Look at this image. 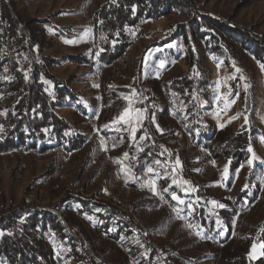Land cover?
<instances>
[{"label":"trees","instance_id":"trees-1","mask_svg":"<svg viewBox=\"0 0 264 264\" xmlns=\"http://www.w3.org/2000/svg\"><path fill=\"white\" fill-rule=\"evenodd\" d=\"M171 14L186 18L165 31L167 43L177 41L179 49L173 55L183 58L185 66L173 76L156 80L151 88L142 89L141 56L135 67L124 74L121 71L125 79L114 83L112 68H117L120 61L122 65L126 62L129 49L145 38L148 24ZM22 19L16 2L0 0V29L10 32L18 49L34 56L45 20ZM93 43L99 53L102 78L97 127L107 141V151L89 144L88 134L56 112L64 93L50 67L59 65L58 60L39 57L31 74L13 66L14 78L5 87L6 99L0 106V153L18 155L19 159L32 154L35 161L40 160L43 168L32 178L28 191L36 190V196L43 198L46 194L40 190H49L47 198L52 200L65 187V159L73 156L79 168L73 172L72 182L90 193L70 191L48 208L26 198L4 205L0 211V264H97V248L105 251L112 264H146L143 247L129 228L78 215L82 209L99 208L102 202L92 193L98 189L103 169L106 164L109 169L121 166V162L124 170L119 168L120 176L128 182L131 175L150 167L159 186L165 188L168 208L159 201L148 207L157 213L150 217L151 229L156 239L178 246V264H264V164L253 157L260 138L264 139V130L252 124L235 131L213 120L211 75L204 63L207 57L219 58L229 71H234V59L242 60L244 54H249L264 66V34L233 17L204 14L194 0H105L94 14ZM74 58L82 60L83 56ZM247 70L242 67L237 71L230 86L237 89L236 81ZM244 80L248 83L250 77ZM128 84L139 91L143 113L132 127L136 129L134 134L122 123L106 125L119 118L127 106V101H119L117 87ZM52 93H58L55 100ZM256 97L254 90H243L244 111L254 123L259 122L253 117ZM167 143L178 146L186 163L201 158L226 164L230 175L243 168V174L237 183L231 177L199 183L198 200L190 213L187 206H179L172 199V193L184 197L186 182L174 173L175 166L159 160V155L167 151ZM112 174L113 170L106 173L108 177ZM105 194L102 191L101 195ZM73 198L80 202L78 206L71 204ZM176 206L182 208L181 212ZM178 221L180 224L174 228ZM80 231L85 240L80 238Z\"/></svg>","mask_w":264,"mask_h":264},{"label":"rangeland","instance_id":"rangeland-1","mask_svg":"<svg viewBox=\"0 0 264 264\" xmlns=\"http://www.w3.org/2000/svg\"><path fill=\"white\" fill-rule=\"evenodd\" d=\"M6 1L16 2V6L21 11L22 20H30L33 18L45 20L43 22V35L35 47V55L31 57L37 62L41 56L53 57L59 61V65L55 63L50 67L51 73L62 84H59V86L61 85V94L64 93L62 102L56 106V112L65 117L77 130L88 134L90 138L89 144H93L95 148L96 145L101 146L102 150L107 151V141L102 137L97 127V118L100 111L98 106L99 88L102 78L99 68V53L93 43L94 14L105 0ZM194 1L196 7L204 14L217 18L233 17L238 23L252 26L258 33L264 34V0ZM185 20L186 18L183 16L171 14L168 17L149 23L147 33L144 35L145 38L139 39L129 49L125 60L126 62L123 64L124 66L121 64V61L117 64L120 68V73L117 74L118 67L112 68L115 74V78L113 79L114 83H121L119 81L125 79V77L121 76V71L124 74L135 67L141 56H144L141 75L142 89L147 87L151 88L154 86L156 80L165 78L166 76H173L183 68L185 66V60L183 58L177 59L173 55V52L179 49L177 41L173 40L167 43L165 31L167 32ZM80 55L83 56L82 60L74 58V56ZM88 60L90 63H88ZM234 60L236 63L234 61L232 63L237 70L229 71V68L219 58L207 57L205 59L204 63L211 75L213 89L210 114L213 120L220 126H227L235 131L247 129L252 124H255L258 129L263 131L264 66L253 55L249 54H244L242 60L237 57ZM161 62H163V66H161ZM239 62H241L242 66ZM168 64L172 65L166 72L165 69L168 67ZM238 66L241 67L239 68ZM242 67L248 70L246 74L241 75V79L236 81L238 87L236 86L237 89H234V85L231 87L230 84L235 78L237 71L242 70ZM245 77H250L248 83H245ZM53 86L51 84L52 92ZM245 88H249V91L254 90L256 92L257 104L253 105L252 108L255 111L253 117L259 120L258 123L251 122L249 120V113L244 111L243 90ZM117 92L119 94V101H127V106L119 118L110 120L106 125L110 127L112 123H122L126 126V129H129V127L132 128L143 118V113H141L142 111L140 109V100L138 98L139 91L136 86L128 84L124 87L118 86ZM57 94L52 93L51 98L55 100ZM136 100L139 102L138 104ZM122 116L124 119H121ZM166 150L172 151L180 162L179 164L176 163L173 171L186 182V189H184V197L179 198L184 203H180L178 200L176 201L179 206L180 204L187 206L186 208H189L188 212L192 211V206L198 200L196 192L199 188V183L202 184L205 181L217 182L221 178L223 179L221 181H227L228 177H231L234 183H237L244 171L243 168H240L233 175H230L226 164H215L201 158L186 163L178 146L167 143ZM254 153L253 157L258 158L264 164L263 138H260V142L256 146ZM35 159L32 154H28L22 159H19L18 155L0 153V211L4 205H8L14 201L18 202L22 198L37 202L43 207L48 208L50 203L58 201L70 191L77 194L90 193L82 191L81 186L76 187L72 182L73 172H76L79 168V163L72 156L65 159V170L62 175L63 185L65 187L61 191V194L52 200L47 198L49 190H40V193L46 194V196L43 198L37 197L36 190L28 191L32 178L43 168L42 162L40 160L35 161ZM108 167V164H106L103 169V174L97 182L99 191L98 189L94 190L93 193L91 192L92 195L99 201L110 202L112 200L107 196L110 193H115L125 203L135 204L137 211L139 210L140 212L138 213L141 217L143 216V219L145 218L144 221L147 220V224L149 223L148 225L152 228L153 224L150 217H155L157 213L155 209L152 210L148 207H153L159 201L168 208L169 202L163 194L165 188L159 186L156 176L147 170L131 175L128 182L120 176L119 168H121V171L124 170V164L122 162L121 166L114 168L112 166L111 169ZM226 169L227 171H225ZM111 170L114 171L115 175L112 174L113 176L108 177L106 173ZM118 175L120 178L117 177ZM103 179L104 183H99ZM224 186L223 182L222 187L224 188ZM104 187L107 188V191ZM102 191L107 196L101 195ZM177 206L175 207L176 210L181 212L180 210L182 208ZM178 222H176L174 228L178 227L180 221ZM80 238L82 240L86 239L81 236ZM156 240L159 242L161 239ZM166 242L168 241L163 243L167 245L169 242ZM175 248L178 249V246ZM94 253L96 256L99 253H103L105 257L107 256L102 248H97ZM106 259L109 260L108 257ZM108 262L112 264L110 260Z\"/></svg>","mask_w":264,"mask_h":264},{"label":"bare ground","instance_id":"bare-ground-1","mask_svg":"<svg viewBox=\"0 0 264 264\" xmlns=\"http://www.w3.org/2000/svg\"><path fill=\"white\" fill-rule=\"evenodd\" d=\"M19 50L21 51L23 56H29L28 52L25 49H19ZM7 52L9 54H16V44H8L7 45ZM7 66L9 67L10 70H12L11 80L14 78L13 72L16 70V68H17V70L19 69L23 73H26V71H27V69H24V64L22 63L19 55H3V60H0V67H7ZM13 66L15 67V70L13 69L14 68ZM7 85H8L7 80H0V89H3V93L0 95V106L5 102V99H6L5 87ZM159 160H160V162L164 163L160 158H159ZM172 160H173V163L176 164L177 158L174 155V153H172ZM104 196H107V194ZM107 197H109L112 201H110V202H102L101 201L102 203L100 204L98 209L94 208V209L88 210L85 208L84 210L82 209V211H84V213L88 214V217H94L95 219H97L96 221H98V222L101 219L108 220V218H113V221L115 223L124 225L126 228H129V230L132 231L135 238L141 244V234H140V231L138 229V226L136 225V223L134 221L138 222L141 227H144L145 237L147 238V240H150V242L153 244L154 249H156V250H167V248H170L171 257H174V259H176L175 256L177 254V249L173 246L168 245V244L165 245L163 242H162L163 243L162 244V243H160V241L158 242L155 239V236L153 234V230L147 224V221L146 220H145L146 222L144 221L145 218L143 219L142 218L143 216L141 217V215L139 214L140 212H139V210L137 211L135 204L133 205L132 203H130V204L125 203V201L123 199H121L120 196L115 195V193L114 194L110 193ZM105 199H107V198H105ZM79 203L80 202L78 201L77 198H73L71 201V204L73 206H78ZM103 203H105L106 206H103ZM129 205H133V209H131V206H129ZM108 206H114V207H117L118 209H120V212L124 215V217L118 216V209L117 208L108 207ZM82 211H80V212H82ZM79 235L82 238H85L83 232L80 231ZM142 247H143V245H142ZM101 252H103V251H101ZM101 256H102V261H106V264H110L108 262L109 260L106 259L107 256L105 257V255L103 253H99L97 255V257H98L97 259H100ZM144 256L146 257L145 252H144ZM157 261H159L161 264H167L162 259H155V264ZM174 264H178L177 260H175Z\"/></svg>","mask_w":264,"mask_h":264},{"label":"built area","instance_id":"built-area-1","mask_svg":"<svg viewBox=\"0 0 264 264\" xmlns=\"http://www.w3.org/2000/svg\"><path fill=\"white\" fill-rule=\"evenodd\" d=\"M8 44H16V43L14 42L13 37L10 35V32L8 30L0 29V60H3V55H19L22 63L24 64V69H27L28 73L31 74L32 66L36 62V60L33 59L31 56H23L21 51L17 48V45H16V54H9L7 52V45ZM11 72H12V70H10L8 66L7 67H0V80H7L8 84H9L11 81ZM2 93H3V89H0V95ZM133 96H131V97H133ZM138 103L139 102L137 101V104ZM159 158L165 164H168L170 166H175V164L173 163V160H172V151L167 150L165 152H162L159 155ZM99 183H104V179L101 180ZM108 189H109V191H111L110 188H108ZM98 191H99V186H98ZM103 206H106V204L103 203ZM129 206H131V209H133V205H129ZM108 207H114V206H108ZM114 208H117V207H114ZM78 215L88 217V214L84 213V211L78 212ZM118 216L124 217V215L120 212V209H118ZM88 220L95 222L97 219H95L94 217H88ZM108 221L113 222V218H108ZM134 222L138 226V229H139L140 234H141V244L143 245V250L146 254V263L147 264H155V259H162L167 264H174L176 259H174V257H171L170 248H167V250H156V249H154L153 244L150 242V240H147V238L145 237L144 227H141L138 222H136V221H134ZM96 263L97 264H106V261H102V256H101L100 259H96Z\"/></svg>","mask_w":264,"mask_h":264},{"label":"snow or ice","instance_id":"snow-or-ice-1","mask_svg":"<svg viewBox=\"0 0 264 264\" xmlns=\"http://www.w3.org/2000/svg\"><path fill=\"white\" fill-rule=\"evenodd\" d=\"M161 66H163V62H161ZM121 119H124V117L122 116ZM157 128L159 129V126H158V125H157ZM0 129H2V126H0ZM131 131H132V133L134 134L135 131H136V129H135V128H132ZM160 131H162V129H161ZM143 138H144V137H141V139H143ZM249 151L251 152L252 149L249 148ZM127 155H128L127 153L124 154L125 157H127ZM156 163L159 164L160 162H159V161H156ZM176 163L179 164V163H180L179 160H177ZM251 163H252V161L250 160V161H249V164H251ZM147 170H148V172H150V173L153 171V169L150 168V167H149ZM225 171H227V169H226ZM174 183H175V181H174ZM165 191H167V189H166ZM172 199H173V200H178L180 203H184V201L180 200L179 197H178L175 193H172ZM213 203L215 204L216 202L213 201ZM219 206H220L221 208L225 207L223 204H221V205H219ZM221 234H223V233H221ZM0 235H3V233H0ZM253 247H255V246H253ZM262 247H264V246H262Z\"/></svg>","mask_w":264,"mask_h":264}]
</instances>
